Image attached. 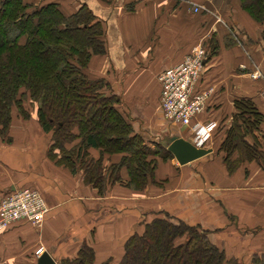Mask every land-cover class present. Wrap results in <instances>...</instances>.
I'll use <instances>...</instances> for the list:
<instances>
[{"label":"crops","instance_id":"crops-1","mask_svg":"<svg viewBox=\"0 0 264 264\" xmlns=\"http://www.w3.org/2000/svg\"><path fill=\"white\" fill-rule=\"evenodd\" d=\"M23 1L56 3L66 16L82 5L92 12L102 24L105 53L91 58L87 74L104 80V94L118 97L133 132L150 142L173 135L195 142L191 127L164 118L158 77L201 44L206 57L197 89L208 97L191 126L205 127L203 145L212 152L183 166L173 156L158 158L157 184L141 192L125 187L123 168L121 182L99 195L84 182L82 171L72 173L48 157L50 135L38 123L37 105L27 99L23 108L29 117L13 108L8 132L0 135V201L15 190L32 188L42 195L48 212L39 227L17 221L0 232V264H37L39 247L60 264L75 258L84 245L93 250V264H118L128 237L142 233L145 223L163 213L205 230L228 260L248 264L263 254L264 167L244 162L229 173L212 137L230 126L235 100L252 101L264 116V22L252 20L238 0ZM194 5L204 13L194 14ZM254 72L259 76L252 77ZM256 133L264 153V122ZM88 154L100 158L96 149L89 148ZM122 156L104 154L103 168Z\"/></svg>","mask_w":264,"mask_h":264},{"label":"trees","instance_id":"trees-1","mask_svg":"<svg viewBox=\"0 0 264 264\" xmlns=\"http://www.w3.org/2000/svg\"><path fill=\"white\" fill-rule=\"evenodd\" d=\"M238 1L252 20L264 22V0ZM103 36L102 24L85 5L66 16L56 3L0 0V135L8 132L13 108L22 118L29 117L23 108L29 99L37 103L38 123L50 135L48 157L72 173L82 171L84 182L99 195L121 182L123 168L128 175L125 187L141 192L149 184H157V159H171L172 154L159 142L135 134L119 110L118 97L104 94V80L88 76L91 58L105 53ZM234 108L230 126L221 134L214 132L212 144L222 153L229 173L244 162L258 161L264 167V153L255 136L264 122L263 114L248 99L235 100ZM74 141L76 145L66 147ZM89 148L98 150L100 158L91 159ZM118 153L123 154L121 161L105 170L103 155ZM93 262V250L84 245L75 258L60 264ZM118 264L238 262L228 260L205 230L163 213L145 223L142 233L128 237ZM248 264H264V253L254 255Z\"/></svg>","mask_w":264,"mask_h":264},{"label":"built area","instance_id":"built-area-1","mask_svg":"<svg viewBox=\"0 0 264 264\" xmlns=\"http://www.w3.org/2000/svg\"><path fill=\"white\" fill-rule=\"evenodd\" d=\"M202 11L198 5L192 6V12ZM205 49L201 44L193 47L189 54L175 67L164 71L159 77L160 108L164 118L173 125L189 126L196 133L195 143L202 146L206 136L204 126L192 120L204 111L208 94L199 92L197 87L203 63ZM254 72L252 77H258ZM48 207L42 195L35 189L22 188L6 195L0 201V232L11 223L26 221L39 227L43 221ZM44 248L39 247L34 256L40 257Z\"/></svg>","mask_w":264,"mask_h":264},{"label":"water","instance_id":"water-1","mask_svg":"<svg viewBox=\"0 0 264 264\" xmlns=\"http://www.w3.org/2000/svg\"><path fill=\"white\" fill-rule=\"evenodd\" d=\"M168 152L172 154L181 166L196 161L212 152V149L198 146L196 143L173 135L159 142ZM37 264H55L48 253H43L37 260Z\"/></svg>","mask_w":264,"mask_h":264},{"label":"rangeland","instance_id":"rangeland-1","mask_svg":"<svg viewBox=\"0 0 264 264\" xmlns=\"http://www.w3.org/2000/svg\"><path fill=\"white\" fill-rule=\"evenodd\" d=\"M20 42H24V38L20 41ZM36 105H37V103H36ZM229 124H231V122H229ZM194 133V137H196V133L195 132H193ZM256 139H258V141L261 143L262 142V140L260 139V137H261V134H258V133H256ZM210 138H211V136H210ZM213 139V138H212ZM251 142H252V140H251ZM233 157H235L236 158V155H233ZM251 261V260H250ZM250 263V262H249ZM238 264H241V263H238Z\"/></svg>","mask_w":264,"mask_h":264}]
</instances>
